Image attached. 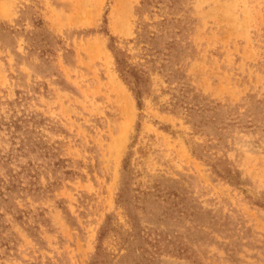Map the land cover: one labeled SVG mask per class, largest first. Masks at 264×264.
<instances>
[{"label": "rangeland", "instance_id": "obj_1", "mask_svg": "<svg viewBox=\"0 0 264 264\" xmlns=\"http://www.w3.org/2000/svg\"><path fill=\"white\" fill-rule=\"evenodd\" d=\"M0 264H264V0H0Z\"/></svg>", "mask_w": 264, "mask_h": 264}]
</instances>
